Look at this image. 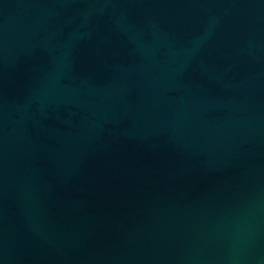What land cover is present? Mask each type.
<instances>
[{"label": "water", "instance_id": "water-1", "mask_svg": "<svg viewBox=\"0 0 264 264\" xmlns=\"http://www.w3.org/2000/svg\"><path fill=\"white\" fill-rule=\"evenodd\" d=\"M0 264H264V0H0Z\"/></svg>", "mask_w": 264, "mask_h": 264}]
</instances>
